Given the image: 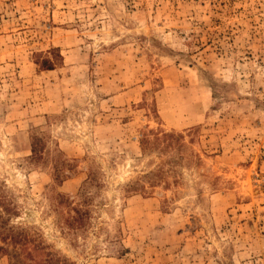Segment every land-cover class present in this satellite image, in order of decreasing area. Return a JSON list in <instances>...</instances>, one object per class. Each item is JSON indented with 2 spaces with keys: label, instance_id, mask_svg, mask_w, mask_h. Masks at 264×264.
<instances>
[{
  "label": "rangeland",
  "instance_id": "1",
  "mask_svg": "<svg viewBox=\"0 0 264 264\" xmlns=\"http://www.w3.org/2000/svg\"><path fill=\"white\" fill-rule=\"evenodd\" d=\"M0 264H264V0H0Z\"/></svg>",
  "mask_w": 264,
  "mask_h": 264
}]
</instances>
